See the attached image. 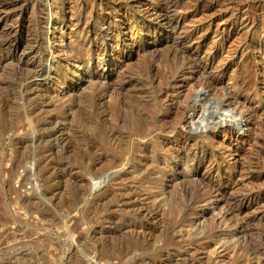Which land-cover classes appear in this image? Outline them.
Instances as JSON below:
<instances>
[{
	"label": "rangeland",
	"instance_id": "374dc122",
	"mask_svg": "<svg viewBox=\"0 0 264 264\" xmlns=\"http://www.w3.org/2000/svg\"><path fill=\"white\" fill-rule=\"evenodd\" d=\"M45 2L0 0V264H264V0ZM46 5L72 65L31 94ZM205 61L250 133L214 97L178 134Z\"/></svg>",
	"mask_w": 264,
	"mask_h": 264
},
{
	"label": "bare ground",
	"instance_id": "6f19581e",
	"mask_svg": "<svg viewBox=\"0 0 264 264\" xmlns=\"http://www.w3.org/2000/svg\"><path fill=\"white\" fill-rule=\"evenodd\" d=\"M48 0H46L45 3H47ZM43 2V1H42ZM1 4V3H0ZM43 4V3H42ZM48 5V3H47ZM46 5V6H47ZM45 6V7H46ZM4 9V8H3ZM162 11L156 13V18L157 21L160 23H164V24H168V25H178L179 24V20L175 19L173 16V12H175V6H171V4L169 3H164L162 4ZM160 9V10H161ZM2 10V9H0ZM5 11V10H2ZM45 11V10H44ZM46 12L45 16L47 15L48 20H47V26H43L41 28L42 31V35L43 38L46 39L47 43L46 45H44L42 47V54L40 57V60H44L46 62L45 66H41L40 69H38L37 71H35L36 69H34L35 72L30 73V78L28 79V82L26 84V90L31 92L35 90L38 86L40 88H42L43 86H48V85H54L55 82H57V77H56V64H57V60L59 58H62V61H68L69 59L67 52L63 49H61L62 51H59L58 48L56 47L55 43L58 39L56 32L58 33V31H60L59 25L60 22L62 23V21H60V19L56 16V14L53 12L52 7L47 6L46 7ZM178 12V11H177ZM145 14H147L148 12H144ZM176 13V12H175ZM2 14V13H1ZM0 14V15H1ZM4 15V13H3ZM154 15V14H153ZM2 16V15H1ZM152 16V15H151ZM155 17V16H153ZM176 17V16H175ZM62 20V19H61ZM43 22V21H42ZM36 24V23H35ZM38 26V25H37ZM36 28V27H35ZM39 29V28H38ZM260 32H261V45L264 44V24L263 26H261L260 24ZM63 33V32H62ZM128 34V33H127ZM126 34V35H127ZM178 38V37H177ZM34 39V38H33ZM38 39V38H37ZM43 39V40H44ZM59 40H61L59 38ZM147 40L149 41L150 39L147 38ZM178 40V39H177ZM181 40V39H180ZM28 41V40H27ZM26 41V42H27ZM37 41V40H35ZM175 42V41H174ZM34 43V42H33ZM37 43V42H36ZM155 44V43H153ZM29 45V43H28ZM36 45V44H35ZM178 45V44H177ZM8 46V45H7ZM37 46V45H36ZM12 47V46H11ZM40 48V47H39ZM12 49V48H11ZM29 49V47H28ZM31 49V48H30ZM155 50V49H154ZM32 51V50H31ZM38 51V50H37ZM98 51V50H97ZM119 51V50H118ZM40 52V51H39ZM99 52V51H98ZM181 52V51H180ZM184 52V51H183ZM34 53V52H33ZM97 53V52H96ZM185 53V52H184ZM98 54V53H97ZM101 54V53H100ZM182 54V53H181ZM25 55V54H24ZM122 53H118L117 52V67H119L121 65V63H123L124 61V57L122 56ZM178 55V54H177ZM21 56V55H20ZM19 56V58H20ZM34 56V55H32ZM39 56V55H38ZM28 58V57H27ZM32 58V57H31ZM34 58V57H33ZM261 61H264V51H261L259 54V57ZM26 59V58H25ZM22 60V59H21ZM32 60V59H31ZM29 60V61H31ZM71 63V61H68V63ZM32 63V62H31ZM38 63V61H37ZM27 64V63H26ZM39 64V63H38ZM37 65V64H36ZM207 63L205 61V64H202L201 62L199 63H192L188 66V70L192 71L193 75H196L194 77V81L192 82V86L196 85L198 87V90L195 89L197 91V93L195 95H193L196 100L194 99V103H191V105L187 106V111H188V116H186L184 119L182 118V125L181 128L178 132L179 135H184L185 131L188 129V125H193L194 124V120L198 117L199 110L202 108V110H204V104L207 103L211 100H214V97H220V101H218L216 104L225 108L227 111H229L230 113V117L227 116V119L225 120V123H227L228 125L232 126L233 128H237V129H242L243 127H246L245 132L248 134L251 132L252 128L251 125L253 124V112L251 111L250 113V109L247 105L249 104L248 100L243 99L241 100V93L244 91V89H242L237 81H234L231 85H222L221 81V77L220 75H212V74H208L206 71L207 68ZM26 66V65H25ZM34 66V65H33ZM32 66V67H33ZM75 66V65H74ZM77 69H80L82 67V64H78V66H75ZM204 75V76H203ZM56 87V86H54ZM194 88V87H193ZM196 88V87H195ZM25 89V88H24ZM38 89V88H37ZM42 90V89H41ZM40 90V91H41ZM26 91V92H27ZM37 91V90H35ZM194 91V90H193ZM39 92V91H38ZM195 92V91H194ZM245 92V91H244ZM37 93V92H36ZM35 93V94H36ZM52 93V92H51ZM243 94V93H242ZM27 95V93L25 94ZM29 96V95H28ZM215 101V100H214ZM193 102V101H191ZM210 103V102H209ZM212 103V102H211ZM210 103L211 106L213 105ZM201 104V105H198ZM206 104V105H207ZM215 104V106H216ZM250 105V104H249ZM214 106V107H215ZM185 107V106H184ZM183 107V108H184ZM212 107L213 109H217ZM208 108V107H207ZM247 110H246V109ZM186 109V108H185ZM217 113H221L222 111H219V108L217 110ZM202 112V111H201ZM204 112V111H203ZM202 112V113H203ZM224 112V111H223ZM199 113V114H198ZM204 114V113H203ZM209 114V113H207ZM226 114V113H225ZM205 116V115H204ZM206 117V116H205ZM221 117V115H220ZM199 118H202L199 117ZM198 119V118H197ZM205 119V118H203ZM211 119V118H210ZM214 119V118H213ZM212 119V120H213ZM209 120V119H208ZM208 120H204V121H208ZM209 120V121H212ZM198 121V120H196ZM202 122V120H200ZM208 121V122H209ZM219 121V119L217 120ZM223 121V120H221ZM181 123V122H180ZM179 123V125H180ZM196 124V123H195ZM208 124V123H207ZM206 124V125H207ZM177 125V126H179ZM216 126V124H214ZM213 125V126H214ZM223 125V124H221ZM219 126V125H218ZM217 126V127H218ZM224 128V127H223ZM178 130L177 128L175 129V131ZM188 133V132H187ZM32 140V139H31ZM98 184V181H96ZM96 182H95V186L96 187ZM100 184H98L99 186ZM219 192V190H218ZM215 193V192H214ZM220 194V193H218ZM216 195V194H215ZM222 197V195H221ZM225 198V197H224ZM225 201V200H224ZM232 207V206H231ZM230 209V208H229ZM75 257V256H74ZM79 257V256H78ZM77 258V257H76ZM78 259V258H77ZM79 260V259H78ZM80 262H87L88 264H99L97 259L95 260L93 257L90 258H86V256L81 257L80 258ZM106 264V263H105ZM107 264H109V262H107ZM112 264V262H111Z\"/></svg>",
	"mask_w": 264,
	"mask_h": 264
}]
</instances>
